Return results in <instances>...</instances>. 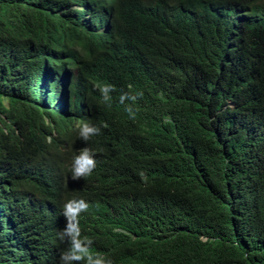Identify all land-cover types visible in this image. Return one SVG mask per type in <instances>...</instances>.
<instances>
[{"label":"trees","instance_id":"1","mask_svg":"<svg viewBox=\"0 0 264 264\" xmlns=\"http://www.w3.org/2000/svg\"><path fill=\"white\" fill-rule=\"evenodd\" d=\"M0 37V129L30 144L44 72L79 60L70 93L90 95L89 144L110 155L74 181L70 152L60 179L79 188L61 191L41 157L1 137L0 209L14 227L0 223V264H41L38 246L66 224L49 209L78 197L82 238L113 264H264V0H0ZM74 41V55L48 53Z\"/></svg>","mask_w":264,"mask_h":264},{"label":"clouds","instance_id":"2","mask_svg":"<svg viewBox=\"0 0 264 264\" xmlns=\"http://www.w3.org/2000/svg\"><path fill=\"white\" fill-rule=\"evenodd\" d=\"M14 12H16L15 6L10 5L9 11L2 20L9 21ZM35 28L38 33H43L38 22L35 23ZM103 28L104 32L97 25L89 24L83 33L87 34L92 31L99 34L108 33V23ZM5 39L0 37V44H3ZM62 41H64L63 38ZM41 49L46 50L45 47ZM76 49L77 41H74L66 48L52 49L48 53L58 56H66L68 53L74 55ZM46 53L45 51L43 54ZM81 64L82 62L77 60L74 67L67 65L59 73L52 71L50 66L46 71L44 68V79L40 80L39 84L42 105L39 108V115L32 124L33 134L30 144L25 136L24 138L21 136L15 137L9 131L0 129V141H2L1 137L3 136L9 139V143L4 149L15 151L23 141L26 151L41 157L45 161L48 172V175L43 178L46 181L45 183L63 182L52 187L61 191L66 188H79L76 184H67L66 177L60 179L63 161L70 152L73 151V155H75L70 169L71 179L74 181L91 175L97 164L95 156L107 163L110 160V155L105 147L93 148L89 144L93 136L100 134V128L91 123L93 120L92 108L89 106L90 95L79 92L75 88V94L70 93V87L77 84V78L82 73V70L78 69ZM87 80L84 81V86L87 84ZM113 91H115V88L110 84L99 87V92L105 102L111 99L110 93ZM78 93L79 98L76 99ZM139 96H142V93L136 95L123 93L120 95L119 101L121 104H125L126 101L135 104ZM125 110L131 118H135L131 105H127ZM104 127H107V125L105 124ZM24 130L26 135L28 127L25 126ZM140 176L142 179H146L143 172L140 173ZM81 185L86 187L80 188L81 190H93V186L91 187L92 181L82 182ZM78 198L65 202L62 213L60 209H49L48 216L52 222H57L59 218L61 220L65 218L66 224L63 229L57 228L53 231L52 236L45 240V246H38L41 247L43 252L40 257L41 264H113L112 260L106 259L100 254L94 255L91 252L93 241L86 237L82 238L79 217L82 212L88 210L89 204L84 200L85 198ZM10 210L2 211L0 209V223L10 224V227L13 228L14 223Z\"/></svg>","mask_w":264,"mask_h":264}]
</instances>
